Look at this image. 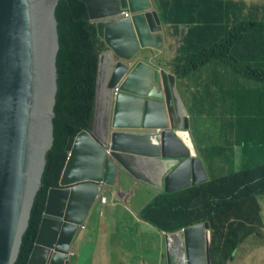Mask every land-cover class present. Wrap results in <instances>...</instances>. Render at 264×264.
I'll list each match as a JSON object with an SVG mask.
<instances>
[{
  "label": "water",
  "instance_id": "95a60500",
  "mask_svg": "<svg viewBox=\"0 0 264 264\" xmlns=\"http://www.w3.org/2000/svg\"><path fill=\"white\" fill-rule=\"evenodd\" d=\"M58 1L0 0V264H14L19 256L47 153L53 146L60 46ZM83 1L91 21L96 23L97 35L104 37L114 55L121 59L107 85L110 100L112 92L114 94L111 86L129 68L127 61L133 54L141 46H158V35L153 32L161 29L158 26L161 19L151 0ZM123 11L129 15H117ZM105 56L106 53H102L99 59L96 112L106 121L110 115L109 100L108 111L106 104L100 114V96L105 89L101 67ZM151 83V92L146 96ZM174 83V75L154 71L142 61L138 62L116 92L111 116L113 126L140 127L143 112V127L166 128L168 116L172 126H177V106L181 112L184 107ZM121 93L133 96L126 104L129 115L119 112L125 105ZM187 121L186 118V128ZM176 133L188 148H193L187 131L176 130ZM181 133H187V139ZM160 139L157 135V140ZM111 149L119 164L130 172H133L130 158L115 150L148 156L189 155L172 130L162 132L161 145L153 144L150 134L114 132ZM66 150L69 156L59 186L48 191L45 215L28 264H43L39 255L41 251L50 253V248L57 251L51 264H63L65 256L58 252L68 251L78 224L87 218L99 195V185L114 183L116 164L106 158L105 149L88 132L69 137ZM190 174L191 159L186 158L166 177V190L188 186ZM192 175L193 183L206 178L198 158L192 159ZM208 226L205 223L185 230L188 264H205L203 228ZM206 256L210 264L209 243Z\"/></svg>",
  "mask_w": 264,
  "mask_h": 264
},
{
  "label": "trees",
  "instance_id": "16d2710c",
  "mask_svg": "<svg viewBox=\"0 0 264 264\" xmlns=\"http://www.w3.org/2000/svg\"><path fill=\"white\" fill-rule=\"evenodd\" d=\"M166 23L183 26L181 47L175 59L179 84L197 79L199 69L211 59L224 62L230 68L228 77L212 74L201 87L192 91L189 99L205 106L217 89L225 97L250 99L247 93L255 89L245 85L250 81L264 84V20H249L243 15V3L238 0H155ZM60 47L57 53L56 104L53 117V146L46 157L42 185L31 211L29 226L23 236L15 264H27L50 187H56L64 168L70 136L91 129L96 96L100 38L91 22L87 5L82 0H59L56 6ZM180 29V27H179ZM199 41V42H198ZM207 44V45H206ZM213 85H207V83ZM264 88V86H263ZM219 126L231 134L236 127L253 131L238 119L219 118ZM263 141L232 143V152L241 149L256 151ZM111 186H103L110 193ZM264 193V164L239 173L211 180L176 193H163L148 205L142 216L156 226L174 230L194 220H209L211 224V254L213 264H226L233 252L251 232L264 236V225L251 214H258L257 196ZM246 211H248L246 213ZM248 218L250 227L241 220ZM121 224L117 223V229Z\"/></svg>",
  "mask_w": 264,
  "mask_h": 264
},
{
  "label": "clouds",
  "instance_id": "9594fccd",
  "mask_svg": "<svg viewBox=\"0 0 264 264\" xmlns=\"http://www.w3.org/2000/svg\"><path fill=\"white\" fill-rule=\"evenodd\" d=\"M151 1L153 4V7L157 9L160 19H161V23L158 24V26H160L161 29L153 32V34L158 35V39L156 42L158 46L156 47H153V46L142 47L141 46L140 50L135 52L132 58L127 61L129 68L126 71H124L123 75L120 77L117 83L114 86H111V89L114 91V94L112 92L110 96V100H109V94L107 96V111H108V100H109V114L110 115L106 121L105 119L102 121L99 127L95 126L96 101H97V89H98L97 83H96V96H95V104H94L93 116H92V122H91V129H83L77 133L79 134L82 131L88 132L92 136V138L95 139L105 149L106 158H109L112 162L116 164V173H115L114 183L99 185V195L97 199L95 200V202L93 203L91 211L89 212L85 220L88 219V217L90 216L94 208L98 207L101 204L104 205L108 203L107 204L108 206L115 207L117 204H122L121 203L122 199H125L126 204H127V201H129L130 204L134 206L133 208L132 207L128 208L126 204H123V205L130 213L133 214L132 212L133 210L135 212V216H137L138 219L150 225L158 232H161L164 234L165 246H164L163 264H170V261L174 262V264H188L187 263L188 259L186 255L185 230L190 227L208 223L209 224L208 228L206 227L203 228V234H204V240H205V264H208L207 256H206L207 243H209L210 260H211L210 264H213L212 254H211L212 234H211V224L209 220H201V221L194 220L192 224L186 223V224H183L181 227H178L174 230H167V229H162L156 226L155 224L151 223L147 219H145L142 216V213L148 205L154 202V200L163 193H168V194L176 193V192H179L186 188H190L195 185L208 183L213 179L228 175L230 173H239L247 168H253V167L261 166L264 164V156L256 155V156H249L248 160L242 161L241 162L242 165H239V166L232 165V166H223V167H218V168L208 167L204 164V160L202 157V150L200 149V146L194 136V131L196 127H197V130H199L203 126H206V127L214 126L215 124L214 122L218 121L219 118L227 117L230 119H238V122H239V120H244V119L247 120V117L251 115L250 113L252 111L261 113V116L264 118V88H263L264 84L260 82H256V81H250L249 83L245 84L247 86H251L255 88L247 93V96L250 98L248 99L247 102H245L242 97H234V98L225 97L223 101V98L226 94H225V91L222 90V88L217 89L213 92V95L209 99H207L208 100L207 102L204 103L205 106H202L201 104H197V100L194 98H191L190 101L188 100L187 102H185V100H183V97L181 96V93H180V87H183V85L179 84V78L175 70V59L178 55L179 47L176 52L175 49H173L171 46L169 47L166 46L163 40V36H162L163 35L162 34V24L163 22L164 23L166 22L161 17V14L158 10V4L156 3V1L155 0H151ZM237 2L243 3V7H244L243 15L247 19L254 20V21L264 20V5L252 6V5H248L244 0H238ZM117 15H120V17H124V16H128L129 13L127 11H123L121 13H118ZM91 22H93L96 25L94 21H91ZM166 24L170 25L169 23H166ZM171 25L173 27H176L178 32H179V27H180V31H182L183 29V26H180V24L176 25L174 23H171ZM96 31H97V28H96ZM99 38H100L99 42L101 43V48L99 51V59L102 53H106V56L104 57V62L101 67L102 74H103V81L105 78L104 84H105V87L109 90L107 85L110 84L112 73L116 69V64L121 59L118 56L114 55L113 49L106 42L104 37L101 36ZM180 43H182V39H180ZM163 50H165V55L158 56V52H162ZM140 61H142L146 65L153 68L154 71L158 70L159 72H161L163 70L166 72L167 75L171 74L175 76V83H174L175 89L184 107L183 112H181L180 108L176 105L177 106V116L179 118L178 121H176L177 126L175 127L172 126L171 121L168 116L169 126L166 128L165 127H143L144 112L142 114V120H141L140 127L113 126L111 116L114 114L115 101L117 99L115 98L116 92L119 90V85L123 83L125 78L129 76L133 68ZM98 72H99V61H98ZM97 82H98V75H97ZM209 84L213 85L211 82L207 83V85ZM152 86H153V83H151L148 86L146 96H148L149 93L151 92ZM192 89H193V92H196V89L194 87H192ZM157 90H158V87H157ZM162 90H163V87H162ZM163 94L165 95L164 90H163ZM121 95L125 97V105L122 108V110H120L119 112L122 114L129 115L130 111L126 108V104L130 101V98H133V96L123 94V93H121ZM144 100L146 101V99ZM164 103H165V100H164ZM144 106H145V102H144ZM205 115L208 116L206 120L207 122H204ZM186 118L188 119L187 128H186ZM164 130H172L174 132L175 136L179 139V141L188 149L189 151L188 156H163V155L148 156V155H142L138 153L123 152V151L115 150V152L127 154L126 156L130 158L132 166H133V172H130L129 170L124 168L122 165H120L117 159L112 155L113 150L111 149V146H112V137H113L114 132H124V133H132V134H150L152 143L161 145L162 144V132ZM176 130H183V131L188 132L189 140L191 141L193 145L192 149L187 147V145L182 141V139L176 133ZM157 135H160L161 137L160 140H157ZM68 156H69V152H68ZM186 158L191 159L190 184L188 186H184V187L178 188L173 191H167L165 188L166 177L169 176L180 164H182ZM193 158H198L201 161V164L206 173V178L196 183H193V175H192V159ZM151 172H154V174H151ZM41 185H42V181H41ZM106 185L113 187L110 193L108 194L102 192L103 186H106ZM123 186H125L126 188H124ZM257 203L259 206L258 214L254 210H251V214L263 223L264 193L257 196ZM46 204L47 203H45V208H44V211L41 217L39 229H40L42 220L45 215ZM247 212L248 211H246V213ZM49 216L55 217V215L53 214H49ZM30 217H31V213H30ZM30 217L28 220L27 228L29 226ZM85 220H83L81 223L78 224V227L74 234V239L72 241V244L71 246H68V251L58 252L59 254H62L63 256H65L63 264H65L67 261H68V264H76V256L72 250V246H73L74 240L76 239V236L79 233V231L85 228ZM62 221H63V218H62ZM241 221L246 226L250 227L248 218L243 219ZM254 236H256L255 232L254 233L251 232L248 235H246L243 238V240L239 243L235 251L233 252L232 259H230L226 264H231L236 259L237 253L242 251L244 248H246V244L248 240H250ZM37 238H38V234L35 239V242L31 250L27 264L29 263L33 249L36 245ZM260 241L261 240L259 239L258 242ZM40 246L44 249L48 248L44 244H40ZM56 253L57 251H55V249L53 248H50V253L41 251L39 255L41 259V263L43 262V264H51L53 255Z\"/></svg>",
  "mask_w": 264,
  "mask_h": 264
},
{
  "label": "crops",
  "instance_id": "0c3cea01",
  "mask_svg": "<svg viewBox=\"0 0 264 264\" xmlns=\"http://www.w3.org/2000/svg\"><path fill=\"white\" fill-rule=\"evenodd\" d=\"M162 34L166 46H171L177 52L178 47H181L180 29L178 32L176 27L163 22ZM161 55H165V50L158 52V56ZM107 90L105 87L100 96V114L107 104ZM250 114L247 120H239L238 123L252 125L253 131L244 130L238 126L229 135L215 120L214 126H203L199 130L197 127L195 128L194 136L202 150V157L206 166L211 168L239 166L242 165V161L248 160L249 156H264V146L253 152L247 149L232 152L230 149L232 143L251 141L255 137L264 142V138L257 132V129H264V118L261 113L256 111H252ZM207 117V115L204 116V122H207ZM102 121L103 119L96 112L95 126L99 127ZM107 204H101L94 208L88 219L94 220L97 215V219L103 216L104 220H108L111 216L113 231L108 232L107 237L101 238V232L96 228L88 229L84 234V228L81 229L72 246L76 256V264L91 255L104 257V264H163L164 234L138 219L123 204H117L115 207H110ZM117 223L121 224L120 229H117ZM259 239L260 242H258ZM231 264H264V236L256 234L248 240L246 248L237 253L236 259Z\"/></svg>",
  "mask_w": 264,
  "mask_h": 264
},
{
  "label": "rangeland",
  "instance_id": "374dc122",
  "mask_svg": "<svg viewBox=\"0 0 264 264\" xmlns=\"http://www.w3.org/2000/svg\"><path fill=\"white\" fill-rule=\"evenodd\" d=\"M248 5H264V0H244ZM199 42V41H198ZM207 45V44H206ZM212 74H219L222 77H228L230 74V68L228 67L227 64L224 62H221L216 59H211L207 63H204L201 68L198 71L197 74V79L196 81L193 82L191 80H187L186 82L183 83V87H180V93L181 96L183 97V100L187 102L191 95H192V87L195 89L201 87V85L207 81ZM257 132L264 138V129L260 130L257 129ZM127 197V195H126ZM127 199V198H126ZM122 204H126L125 199H122ZM127 207H134L132 204H130L129 201H127ZM133 214L135 215V212L132 210ZM96 228L99 230L101 233V238H105L108 236V232L113 231V219L110 216L108 220H104L103 216H101L100 219H97V215L95 216L94 220H85V228L83 229V234L86 230L88 229H94ZM79 264H104V257L100 255H91L89 258L80 260Z\"/></svg>",
  "mask_w": 264,
  "mask_h": 264
},
{
  "label": "bare ground",
  "instance_id": "6f19581e",
  "mask_svg": "<svg viewBox=\"0 0 264 264\" xmlns=\"http://www.w3.org/2000/svg\"><path fill=\"white\" fill-rule=\"evenodd\" d=\"M181 135H182L183 137H185L186 139H187V137H188V134H187V133H181Z\"/></svg>",
  "mask_w": 264,
  "mask_h": 264
}]
</instances>
